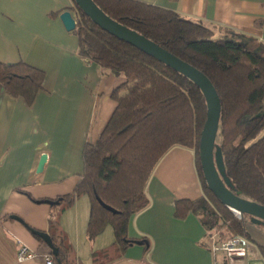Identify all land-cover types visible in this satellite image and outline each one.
I'll use <instances>...</instances> for the list:
<instances>
[{
	"label": "trees",
	"instance_id": "trees-1",
	"mask_svg": "<svg viewBox=\"0 0 264 264\" xmlns=\"http://www.w3.org/2000/svg\"><path fill=\"white\" fill-rule=\"evenodd\" d=\"M71 1L78 55L124 82L112 95L116 107L99 138L83 146L81 180L72 193L55 201L50 212L46 233L56 249L54 264H78L75 248L61 228L60 215L82 196L89 202L88 239L93 240L107 226L113 231V242L92 252V264H109L136 244L137 239L127 234L129 220L148 206L146 183L160 159L175 146L194 151L204 191L198 199L177 201V213L197 214L206 233L218 231L219 242L239 234L252 239L243 225L249 217H235L204 180L198 145L206 102L199 87L99 27ZM93 1L111 19L208 77L221 104L215 142L221 149L225 174L242 197L264 205V58L243 42L240 33L226 27L221 29L224 34L217 36L215 29L203 22L156 5L138 0ZM44 76L43 70L24 61H0V87L27 105L43 89ZM260 249L264 258V247Z\"/></svg>",
	"mask_w": 264,
	"mask_h": 264
},
{
	"label": "crops",
	"instance_id": "crops-1",
	"mask_svg": "<svg viewBox=\"0 0 264 264\" xmlns=\"http://www.w3.org/2000/svg\"><path fill=\"white\" fill-rule=\"evenodd\" d=\"M138 1L201 21L217 36L224 34L223 27L236 31L264 58V0ZM71 6V0H0V61H24L45 73L43 89L31 105L0 87V264H43L41 255L51 249L30 229L46 233L55 201L74 191L82 178L83 146L99 138L116 107L112 95L124 82L78 55L77 36L60 19ZM42 155L47 160L38 172ZM203 192L194 151L171 148L146 183L148 206L128 223V236L146 245L129 246L109 264H213L199 216L191 211L179 215L176 209L177 201L198 199ZM84 197L75 198L60 215V225L78 264H92V252L114 238L112 228L105 235L106 227L88 239ZM18 241L39 256L19 263ZM255 248L244 264L261 259Z\"/></svg>",
	"mask_w": 264,
	"mask_h": 264
},
{
	"label": "water",
	"instance_id": "water-1",
	"mask_svg": "<svg viewBox=\"0 0 264 264\" xmlns=\"http://www.w3.org/2000/svg\"><path fill=\"white\" fill-rule=\"evenodd\" d=\"M74 2L99 27L183 74L199 87L206 102V119L200 134L198 155L207 188L231 212L240 216L247 215L251 224L264 227V205L242 197L225 174L221 149L215 142L219 127L221 104L218 93L208 77L196 67L145 36L108 17L93 0H74ZM60 19L67 31H73L76 28V20L70 10L63 11L60 14ZM46 160V155L40 157L36 169L38 172L42 169ZM45 202L53 204V201L45 200ZM99 202L105 209L115 212L114 209L102 201ZM30 230L48 244L52 254H56V249L52 246L47 233ZM135 243L142 245L146 241L136 240Z\"/></svg>",
	"mask_w": 264,
	"mask_h": 264
},
{
	"label": "built area",
	"instance_id": "built-area-1",
	"mask_svg": "<svg viewBox=\"0 0 264 264\" xmlns=\"http://www.w3.org/2000/svg\"><path fill=\"white\" fill-rule=\"evenodd\" d=\"M73 16L76 19V14ZM235 216L241 219L240 215L235 214ZM217 236L218 232L215 230L212 233H206L209 250L213 256V264H244L249 256L254 253V244L245 236H230L222 242L218 241ZM37 256L39 255L18 241L17 261L19 263ZM41 257L43 264H54L51 251L47 255H41Z\"/></svg>",
	"mask_w": 264,
	"mask_h": 264
},
{
	"label": "rangeland",
	"instance_id": "rangeland-1",
	"mask_svg": "<svg viewBox=\"0 0 264 264\" xmlns=\"http://www.w3.org/2000/svg\"><path fill=\"white\" fill-rule=\"evenodd\" d=\"M81 201L84 202V199H82ZM233 215H235V214L233 213ZM243 225L245 226L246 232L250 235V237H252V239H250L248 236H247V238L250 239V241L257 247V248H255V254H259L261 256L260 257L261 259L256 258L257 261L254 264H264V262H263L264 259H263L262 255H261V249H260V247H264L263 246V244H264V227L261 226V225H253V224H251L250 221H249V218H247L246 221L243 222ZM110 229H111V227L107 226V228H106V230L104 232L105 235H106V231H110ZM214 230L217 231L216 229H214ZM254 233H256L258 235V237H259V238H257V240L254 237ZM239 235L246 237L245 234H239ZM112 238H113V234H112Z\"/></svg>",
	"mask_w": 264,
	"mask_h": 264
},
{
	"label": "clouds",
	"instance_id": "clouds-1",
	"mask_svg": "<svg viewBox=\"0 0 264 264\" xmlns=\"http://www.w3.org/2000/svg\"><path fill=\"white\" fill-rule=\"evenodd\" d=\"M76 20V19H75Z\"/></svg>",
	"mask_w": 264,
	"mask_h": 264
}]
</instances>
